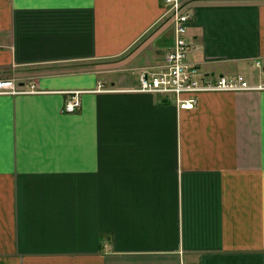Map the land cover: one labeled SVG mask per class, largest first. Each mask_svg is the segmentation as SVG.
Returning a JSON list of instances; mask_svg holds the SVG:
<instances>
[{
  "label": "crops",
  "instance_id": "obj_1",
  "mask_svg": "<svg viewBox=\"0 0 264 264\" xmlns=\"http://www.w3.org/2000/svg\"><path fill=\"white\" fill-rule=\"evenodd\" d=\"M181 3L187 60L253 88L135 91L163 0H0V80L37 89L0 92V264H264V0Z\"/></svg>",
  "mask_w": 264,
  "mask_h": 264
},
{
  "label": "built area",
  "instance_id": "obj_2",
  "mask_svg": "<svg viewBox=\"0 0 264 264\" xmlns=\"http://www.w3.org/2000/svg\"><path fill=\"white\" fill-rule=\"evenodd\" d=\"M163 3L165 6L163 14L170 18L173 24L174 42L159 66L140 71L135 91L157 94L172 100L178 108L191 109L195 107L197 96L201 92L239 91L253 88L242 75L214 77L204 74L198 65L190 63L187 60L190 45L186 39V33L192 14L183 9L181 0H163ZM36 91L34 83L22 89L12 79L0 80V92L3 93ZM79 105L77 99L71 98L65 102L63 110L71 112Z\"/></svg>",
  "mask_w": 264,
  "mask_h": 264
},
{
  "label": "rangeland",
  "instance_id": "obj_3",
  "mask_svg": "<svg viewBox=\"0 0 264 264\" xmlns=\"http://www.w3.org/2000/svg\"><path fill=\"white\" fill-rule=\"evenodd\" d=\"M113 61H115V60H113ZM103 63H107V62L106 61L99 62V61L96 60V61H90V62H87V63H84V64H78L77 67H88V66L97 67V66H99L100 64H103ZM75 66H76V64H75Z\"/></svg>",
  "mask_w": 264,
  "mask_h": 264
}]
</instances>
